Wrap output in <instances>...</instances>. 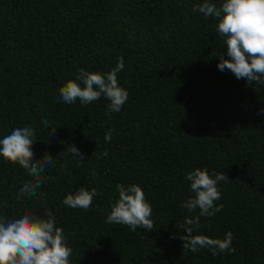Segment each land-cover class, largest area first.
Listing matches in <instances>:
<instances>
[{
    "label": "trees",
    "instance_id": "1",
    "mask_svg": "<svg viewBox=\"0 0 264 264\" xmlns=\"http://www.w3.org/2000/svg\"><path fill=\"white\" fill-rule=\"evenodd\" d=\"M203 2L0 0V139L31 125L34 159L47 152L55 164L39 194L18 197L32 177L0 157V214L51 211L71 264H264V85L217 68L224 38L216 18L193 10ZM120 57L118 82L129 98L119 112L104 97L87 105L59 99L80 69L106 73ZM196 168L229 180L218 185L222 209L200 217L193 235L231 232L235 252L183 249L180 226L199 215L181 207ZM133 183L151 204L152 231L106 223L116 185ZM79 187L99 193L87 210L63 203Z\"/></svg>",
    "mask_w": 264,
    "mask_h": 264
},
{
    "label": "clouds",
    "instance_id": "2",
    "mask_svg": "<svg viewBox=\"0 0 264 264\" xmlns=\"http://www.w3.org/2000/svg\"><path fill=\"white\" fill-rule=\"evenodd\" d=\"M193 10L217 20L216 30L225 44V51L218 54L217 68L221 72L229 70L237 80L244 79L248 84L264 85V0H221L219 6L214 0H204ZM123 68L124 60L120 57L116 66L106 73L80 69L74 80L66 81L59 88V99L67 105L74 104L77 99L81 105H87L104 97L109 101V112H119L129 98L128 91L118 82V73ZM260 113L264 114V109ZM56 128H52L49 134L54 136ZM111 133L112 129H109L105 134L106 141L111 139ZM36 141L31 125L16 127L0 139V157L18 164L32 177L22 184L18 197L39 194L45 183L47 167L55 166L53 156L47 152L34 159L32 147ZM65 150L78 164L84 161V154L74 145L69 144ZM101 155H107V152ZM97 175L92 172L94 178ZM186 179L193 195L183 201L181 207L189 213L198 210L199 215L186 217L180 226L185 233L180 237L183 249L197 252L201 248H210L213 255L235 252L231 232H227L223 239L193 235L194 229L200 227V217H211L222 209L223 205L215 202L221 197L219 182L229 180L225 172L210 173L207 168H196L186 174ZM116 191L118 199L111 205L106 223L127 225L132 231L137 228L152 231V207L143 189L135 183L128 186L117 184ZM97 195L96 188L79 187L75 193L67 194L63 203L87 210ZM72 254L64 229L57 226L51 211H46V218L28 211L11 216L0 214V264H71L69 258Z\"/></svg>",
    "mask_w": 264,
    "mask_h": 264
}]
</instances>
